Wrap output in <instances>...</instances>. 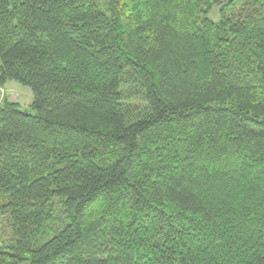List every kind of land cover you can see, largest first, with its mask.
I'll list each match as a JSON object with an SVG mask.
<instances>
[{
  "label": "trees",
  "instance_id": "obj_1",
  "mask_svg": "<svg viewBox=\"0 0 264 264\" xmlns=\"http://www.w3.org/2000/svg\"><path fill=\"white\" fill-rule=\"evenodd\" d=\"M8 82L0 264H264V0H0Z\"/></svg>",
  "mask_w": 264,
  "mask_h": 264
},
{
  "label": "rangeland",
  "instance_id": "obj_2",
  "mask_svg": "<svg viewBox=\"0 0 264 264\" xmlns=\"http://www.w3.org/2000/svg\"><path fill=\"white\" fill-rule=\"evenodd\" d=\"M212 16L216 18V15L212 13ZM0 89L4 91L5 95L2 96L3 101L9 98L13 101L21 103L24 107L29 108L33 102V93L30 88L23 86L16 82H8L6 85L0 84ZM1 98V99H2ZM9 230L5 225V220L0 213V241L1 238L6 236Z\"/></svg>",
  "mask_w": 264,
  "mask_h": 264
},
{
  "label": "built area",
  "instance_id": "obj_3",
  "mask_svg": "<svg viewBox=\"0 0 264 264\" xmlns=\"http://www.w3.org/2000/svg\"><path fill=\"white\" fill-rule=\"evenodd\" d=\"M5 95L4 91L0 89V103L3 101L2 96ZM2 98V99H1Z\"/></svg>",
  "mask_w": 264,
  "mask_h": 264
}]
</instances>
